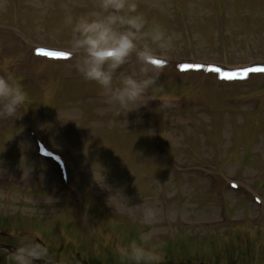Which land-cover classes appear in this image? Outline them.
<instances>
[{
  "label": "rangeland",
  "instance_id": "rangeland-1",
  "mask_svg": "<svg viewBox=\"0 0 264 264\" xmlns=\"http://www.w3.org/2000/svg\"><path fill=\"white\" fill-rule=\"evenodd\" d=\"M69 2L91 7L0 0V74L28 93L20 117L0 118V244L41 237L53 264H132L109 252L146 232L156 264H236L224 241L237 227L255 237L237 257L264 264V0H136L171 47L151 45L162 92L127 114L72 67L57 30ZM138 68L135 54L122 66Z\"/></svg>",
  "mask_w": 264,
  "mask_h": 264
},
{
  "label": "clouds",
  "instance_id": "clouds-1",
  "mask_svg": "<svg viewBox=\"0 0 264 264\" xmlns=\"http://www.w3.org/2000/svg\"><path fill=\"white\" fill-rule=\"evenodd\" d=\"M75 6L74 2L61 5L63 16L57 30H69L72 67L83 80L98 85L107 103L126 114L152 100V95L161 93L162 88L157 85L159 74L151 71L156 60L151 45L155 44L161 55L166 53L171 47L166 29L155 20L149 22L137 10L136 0H91V7L80 13L73 11ZM78 6H86L85 0H79ZM145 38L146 42L141 44ZM133 54L139 68L130 72L122 70ZM27 99L28 93L15 73L0 74V118L20 117L19 110ZM156 215L157 210L152 206L141 209L144 223H150ZM150 239V233L141 232L139 242L133 239L127 244H117L114 253L122 262L156 264L155 245L146 246ZM4 251L14 264H36L37 260L53 264L48 247L34 238L20 237L13 251Z\"/></svg>",
  "mask_w": 264,
  "mask_h": 264
},
{
  "label": "trees",
  "instance_id": "trees-1",
  "mask_svg": "<svg viewBox=\"0 0 264 264\" xmlns=\"http://www.w3.org/2000/svg\"><path fill=\"white\" fill-rule=\"evenodd\" d=\"M240 231L241 230L239 228L235 227V228H232L231 230H228V232L226 233L225 237L227 240L225 239V241H224L226 243V246H227L226 247V254L229 258L233 257V255H236L234 257L236 262H238L236 264H246V263H244L243 260L239 259L237 257V255L243 254L245 246H248V245L252 246L254 244V241L252 240V238H255V237L251 236V234H248L247 232L241 233L239 235ZM232 236L235 237L234 240L232 239ZM240 243H244V244L241 246ZM109 246H111V244ZM165 256L169 261H171L169 264H172L173 258L171 256H169L168 254H165ZM76 260H77V258H76ZM79 263H80V261H79ZM163 264H165V263H163Z\"/></svg>",
  "mask_w": 264,
  "mask_h": 264
},
{
  "label": "snow or ice",
  "instance_id": "snow-or-ice-1",
  "mask_svg": "<svg viewBox=\"0 0 264 264\" xmlns=\"http://www.w3.org/2000/svg\"><path fill=\"white\" fill-rule=\"evenodd\" d=\"M40 51H43V50H40ZM47 54L48 55H53V56H56V57H61V58H66L69 55V53H66V52H55V53H47ZM153 63L159 65V64L162 63V61H160V60H154ZM181 67L182 68H185V69L186 68H191V67L199 68L200 65H181ZM247 72H248V69H245L244 70L245 75L247 74ZM224 75L227 77L230 74L225 73Z\"/></svg>",
  "mask_w": 264,
  "mask_h": 264
},
{
  "label": "water",
  "instance_id": "water-1",
  "mask_svg": "<svg viewBox=\"0 0 264 264\" xmlns=\"http://www.w3.org/2000/svg\"><path fill=\"white\" fill-rule=\"evenodd\" d=\"M0 248L7 249L10 252L14 250V248H10L9 246H2V245H0ZM37 262H38V260H37Z\"/></svg>",
  "mask_w": 264,
  "mask_h": 264
}]
</instances>
